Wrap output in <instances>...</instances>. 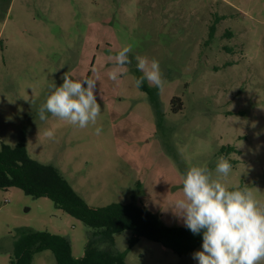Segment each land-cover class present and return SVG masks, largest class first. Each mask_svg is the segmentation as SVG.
<instances>
[{"label":"rangeland","instance_id":"1","mask_svg":"<svg viewBox=\"0 0 264 264\" xmlns=\"http://www.w3.org/2000/svg\"><path fill=\"white\" fill-rule=\"evenodd\" d=\"M125 46L132 63L114 82L110 58ZM136 56L159 61L162 90L146 80L150 92L135 86ZM65 74L99 76L96 125L80 129L50 113L39 119L37 109ZM2 143H23L91 207L136 202L170 226H185L168 207L187 169L206 165L215 178L219 151L231 146L236 151L223 157L232 171L222 182L264 202V0H0ZM25 231L66 236L81 258L91 229L49 198L0 189V264H9ZM131 237L115 236L113 250H128L125 264H198L193 253L147 239L129 248ZM34 264L57 263L47 250Z\"/></svg>","mask_w":264,"mask_h":264},{"label":"clouds","instance_id":"2","mask_svg":"<svg viewBox=\"0 0 264 264\" xmlns=\"http://www.w3.org/2000/svg\"><path fill=\"white\" fill-rule=\"evenodd\" d=\"M131 46L123 47L114 57V66L107 73L117 82L132 63ZM136 67L142 73L135 79L141 88L146 80L150 86L163 89L165 80L159 61L136 56ZM95 79H73L64 75L63 83L51 85V92L37 109L41 121L50 113L69 125L87 128L96 125L101 114L94 90ZM102 128L97 127L99 135ZM45 137L55 138L53 129H46ZM232 171V165L223 156L216 163L213 177L206 166H191L182 178L181 195L170 202L174 215L181 218L192 234L202 237V250L193 253L198 264H264V202L259 201L247 187L232 190L222 182Z\"/></svg>","mask_w":264,"mask_h":264},{"label":"trees","instance_id":"3","mask_svg":"<svg viewBox=\"0 0 264 264\" xmlns=\"http://www.w3.org/2000/svg\"><path fill=\"white\" fill-rule=\"evenodd\" d=\"M137 78L141 74L137 71ZM142 90L150 92L144 81ZM172 104H179L180 97ZM236 151L223 147L219 154L226 157ZM18 188L33 198H49L55 206L83 222L91 229L84 255L73 256L71 240L66 236L46 231H25L15 242L9 264H34L36 254L51 251L57 264H125L128 252L114 251L115 236L130 231L129 248L140 239L160 243L180 256L194 253L202 245L203 232L192 234L186 226L167 225L160 215L136 202L111 203L91 207L55 167L32 159L23 143L11 147L0 145V189Z\"/></svg>","mask_w":264,"mask_h":264}]
</instances>
